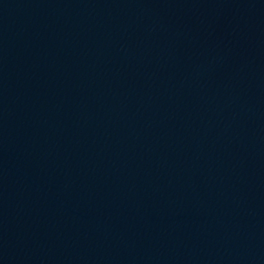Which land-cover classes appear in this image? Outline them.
Listing matches in <instances>:
<instances>
[{"label":"water","instance_id":"1","mask_svg":"<svg viewBox=\"0 0 264 264\" xmlns=\"http://www.w3.org/2000/svg\"><path fill=\"white\" fill-rule=\"evenodd\" d=\"M0 264H264V0H0Z\"/></svg>","mask_w":264,"mask_h":264}]
</instances>
